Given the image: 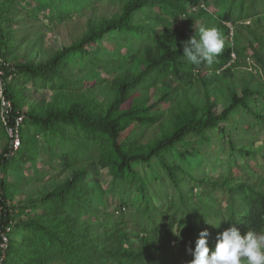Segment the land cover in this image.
Listing matches in <instances>:
<instances>
[{"label": "trees", "instance_id": "1", "mask_svg": "<svg viewBox=\"0 0 264 264\" xmlns=\"http://www.w3.org/2000/svg\"><path fill=\"white\" fill-rule=\"evenodd\" d=\"M119 1L48 60L14 64L5 62L13 36L0 4V103L10 104L2 119L13 133L0 152V264H220L264 245V0H214L219 20L213 0ZM246 22L248 40L236 31L231 42L223 24ZM248 49L257 75L236 89L223 68ZM10 76L54 99L22 111ZM198 85L205 99L190 95ZM222 85L233 89L217 114L208 92L222 96ZM39 138L71 176L16 207L6 177L35 161ZM205 155L217 163L200 176ZM99 170L110 176L106 189L92 178Z\"/></svg>", "mask_w": 264, "mask_h": 264}, {"label": "rangeland", "instance_id": "2", "mask_svg": "<svg viewBox=\"0 0 264 264\" xmlns=\"http://www.w3.org/2000/svg\"><path fill=\"white\" fill-rule=\"evenodd\" d=\"M77 1L78 0H61L56 7L50 8L26 0H9V2L0 0V4H3L1 7L2 18L4 20L3 27L11 31L13 36L11 49L9 53L6 54L7 60L5 62H7V64H14L46 61L62 47L77 42L85 33L87 24L90 21L110 18L117 12L120 6L119 0L107 1L102 5L93 7H88L82 0ZM209 13L210 17L219 20V12L214 0L210 5ZM260 18L261 21L258 24L260 28L259 32L262 33V37H264L263 12L260 14ZM223 25L233 29L232 34H234V36L232 35L231 42L236 39V31L241 34L239 38L243 41L248 40V27L251 26L250 22L244 23L243 26L239 25L238 28L235 29L230 23H224ZM216 26L217 25H214L213 28L218 30ZM243 41V45H246L247 43ZM245 52V57H242L240 60L237 58L235 59L236 66L231 70L233 76L228 82L229 86L234 84V88L236 87V89H239L243 82L249 83V77H253V74L257 75L252 68V66L255 65V61L252 57V50L248 49ZM18 82V79L14 76H10L8 79V83L15 86ZM17 88L20 89V104L24 112L34 109L41 101H45L46 104L51 103L55 95V93L49 89H35L29 84L21 86L20 83H18ZM1 89L2 86L0 84V92L2 91ZM221 89L230 91L233 88H227L225 85H222ZM190 95L195 98L203 99L207 97V94H204L203 87L199 85L190 91ZM208 96L210 101L217 103L214 111L217 114L220 113L223 109V102L227 101V96L225 97L223 94L222 96L219 95L217 91L215 92L211 87ZM4 108L5 105L1 102L0 152L7 145V136L12 137V132L9 129L5 130L4 121L2 119ZM262 135L263 138H260V143L264 144V133ZM37 148L38 151L36 152L34 162L21 164L20 166L22 169L19 172L6 177V180L13 184L11 188L12 204L16 207L25 206L31 200H35L49 193L54 187L64 183L71 176L70 172L64 174L60 172L57 153L44 151V143L40 138L37 141ZM204 158L208 161L210 167H204L200 176H204L208 173L211 169V165L213 166L217 163V160L212 156L205 155ZM248 163L254 167L255 163L253 160H250ZM89 168L92 169L91 166H89ZM256 171H258V169ZM216 175L217 173L215 176ZM92 178L95 181H99L104 189L108 188L110 176L106 171H96L92 173ZM132 203L133 206L124 211L127 218L138 206L137 201L135 202L133 200ZM107 204L109 205V212H112L114 206L117 205L118 202L116 199L109 197ZM223 206H225L224 203ZM24 218L26 217H20V220ZM256 244L257 246L253 247L246 256L235 259L232 258L233 260L231 259L232 261H230V264H264V245L262 244V246L260 242Z\"/></svg>", "mask_w": 264, "mask_h": 264}, {"label": "clouds", "instance_id": "3", "mask_svg": "<svg viewBox=\"0 0 264 264\" xmlns=\"http://www.w3.org/2000/svg\"><path fill=\"white\" fill-rule=\"evenodd\" d=\"M213 53L214 52H212L211 55H214ZM236 58H237L236 54L234 52H231V54H230V60L225 65V67L223 68V70H225V69H231V70L234 69V67H232V66L235 64V59ZM238 60H240V59H238ZM223 70L218 71L217 74L222 73ZM219 89L222 91V94H223V92L225 93L223 96H225L229 92V90H224V89H221V88H219ZM256 243H258V242L253 243L252 246H250L249 248H247L246 250H244L241 253L234 254L232 257H225L220 264H230V261H232L233 259L238 258V257H241V256H246V254L250 253V250L253 249V247H256L257 246ZM250 262H251V260H250ZM250 264H254V263H250Z\"/></svg>", "mask_w": 264, "mask_h": 264}, {"label": "built area", "instance_id": "4", "mask_svg": "<svg viewBox=\"0 0 264 264\" xmlns=\"http://www.w3.org/2000/svg\"><path fill=\"white\" fill-rule=\"evenodd\" d=\"M0 84H1V82H0ZM2 90V89H1ZM0 98H2V91L0 92ZM2 103L5 105V110H6V108L7 109H10V104H5L3 101H2ZM21 123V119H19L18 120V123ZM11 131V130H10ZM12 132V131H11ZM12 136H13V133H12ZM15 139H14V145H13V147H14V149H17V147H19V138H18V134H17V132L15 133ZM8 231H9V229H8ZM6 243H7V239L3 236V242L1 243V247L2 248H6Z\"/></svg>", "mask_w": 264, "mask_h": 264}]
</instances>
